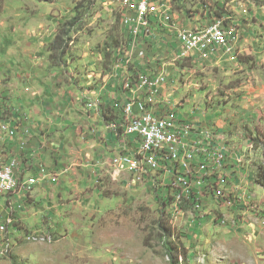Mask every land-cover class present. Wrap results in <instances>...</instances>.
Wrapping results in <instances>:
<instances>
[{
  "label": "rangeland",
  "instance_id": "374dc122",
  "mask_svg": "<svg viewBox=\"0 0 264 264\" xmlns=\"http://www.w3.org/2000/svg\"><path fill=\"white\" fill-rule=\"evenodd\" d=\"M170 2L171 8L164 10L183 13L182 23L195 25L197 14L218 11L226 25L234 22L242 34L238 49L230 42L228 55L216 58L195 52L175 60L172 50L167 54V46L158 45L176 41L166 28H153L154 38L144 42L150 44L152 63L167 64L161 70L166 82L159 94L170 81L163 97H171L173 108L203 123L207 131H221L229 165L235 161L239 167L229 174L228 188L220 185L225 198L219 193L217 204L209 191L200 208L185 200L175 212L169 201H162V188L144 182L130 186L131 180L121 179H133V172H117L114 159L112 174L106 172L78 194L79 204L64 210L55 225L46 221L42 227L8 231L0 218V264H174L171 252H178V264H264V187L257 182L264 168V0L230 5L234 19L228 17L234 12L225 10L224 0ZM134 3L137 0H0V69L7 70L2 63L6 61L10 68L4 75L19 68L28 71L31 60L34 71L54 74L57 85L72 98L103 101L116 83L123 95V84L147 76L138 74L148 72L143 67L151 69L146 52L125 55L131 44L143 40L134 41L126 26ZM60 31L69 32L66 47L54 52ZM8 44L17 55L6 54ZM37 233V239L27 238Z\"/></svg>",
  "mask_w": 264,
  "mask_h": 264
},
{
  "label": "crops",
  "instance_id": "0c3cea01",
  "mask_svg": "<svg viewBox=\"0 0 264 264\" xmlns=\"http://www.w3.org/2000/svg\"><path fill=\"white\" fill-rule=\"evenodd\" d=\"M163 1L156 0L153 3L151 18H154V12L163 11L165 7L168 10L171 8L170 0ZM224 1L226 2L225 6L223 5L224 8L226 7L225 10L234 12L228 13V17L233 19L237 17L235 8L230 5L240 0ZM134 6L135 3L131 4L130 9ZM129 12L131 18L135 17L136 10H132V14L131 10ZM167 15L172 21L169 24L163 23V26H167L166 32L173 34L172 39L176 40L175 35L178 31L201 28L212 20L215 13L211 12L209 15L208 11H205L204 15L202 12L197 14L194 17L200 19L195 25L182 23L183 13L174 15L172 9L171 14L167 13ZM155 26L160 28L157 23ZM241 35L240 33L237 43L231 42L234 50L240 47ZM168 37L171 38L170 35ZM162 43L167 46V54L171 50L173 53V48L177 44V42L162 40L158 44L160 48L164 46ZM15 46L17 47V44ZM8 48H5L6 54L17 55V52L12 51V44H8ZM184 53L186 50L176 51L172 55L175 59ZM196 53L197 56L200 55V52ZM224 53L225 50H220L217 55ZM189 54H195V52ZM145 57L151 69L159 70L158 73L163 72L161 69L167 66L165 63H161L160 66H157L159 63H152L149 60V52H146ZM28 61L30 64L28 71L19 68L18 71L13 70L12 74L4 75L10 68L6 66V61L2 63L7 70L0 69V105L4 107L1 118L17 131L15 138L6 141V156H9L7 158L18 157L24 161L20 175L21 182H34L35 179H39L34 187L27 190V193L26 191L18 192L2 199L0 218L2 226L6 229V219L10 217L12 218L11 227L17 230L42 227L46 221L50 223L49 226L55 225L56 218L60 217L64 210L79 204L76 200L78 194L84 193L106 172L112 174L111 162L124 148L121 137L118 138L110 129V121L104 119L102 105H94V109L89 108L88 98L76 99L68 96L69 93L57 85L54 74L48 77L44 75L45 72L34 71L32 69L34 64L31 60ZM151 69L144 67V70L148 72ZM15 72L19 73L15 74ZM138 74H147V72ZM169 83L164 85L161 88V94L158 93V96L155 95L153 99L170 97H163V92ZM124 87L125 84H123V96H126ZM171 103L176 107L172 100ZM234 162H232L233 165ZM229 166H227L228 177L239 168L232 169ZM127 176V178L122 176L121 179L128 181L130 176ZM237 188L239 187L236 186L235 189Z\"/></svg>",
  "mask_w": 264,
  "mask_h": 264
},
{
  "label": "built area",
  "instance_id": "2783aa9c",
  "mask_svg": "<svg viewBox=\"0 0 264 264\" xmlns=\"http://www.w3.org/2000/svg\"><path fill=\"white\" fill-rule=\"evenodd\" d=\"M153 2L156 0H141L131 9V14L132 10H139V17H136V24L126 25L129 35L134 41L139 38L143 40L137 45L131 44V47L127 48L126 57L130 56L131 52H151L150 44L144 42L154 38L153 28H158L155 23L159 24L160 28L167 29V26H163V23L167 24L170 19L166 9L154 12V18H146V9L151 8ZM238 28L234 22L229 25L219 24V16H215L207 23L206 33L185 34L181 30L178 31L173 53L200 49V56L205 58L226 56L228 48L225 55H216V45L220 41H228V46L230 42H237L240 37ZM151 58L152 55L150 60ZM158 71L151 69L147 72V80L136 82L130 95L136 96V103H129V96L120 94V83L114 85L118 89L117 96L109 92V97L121 99L115 104L116 112H119L116 114L118 118L109 123L112 132L118 138L121 137L124 145L123 151L114 158L117 165H127L128 171L133 172V179H129L130 186L150 183L156 188L159 187L158 189L162 188L165 195L169 194L170 197L195 193L194 205H200L201 199H198V192L195 191V181L203 180L207 194L209 191L212 194L215 181L209 180V167L224 166V173H219L218 178H225L230 163V151L224 145L223 135L219 131H207L200 121L184 118L177 108L172 107L171 97L150 99V91H157V85L166 81L158 79ZM87 105L94 109V105L103 106V103L100 100L89 101ZM2 109L0 108V112ZM7 124L10 130V124ZM13 133L17 131L10 130V137H5V141L13 139ZM216 145H223V154H216ZM134 149H141V159L133 158ZM7 157L9 156L1 152L0 193L11 195L34 187L39 179L34 182L20 181L24 161L18 157ZM6 160H15V167H6ZM166 200L168 201L167 198ZM11 220V217L6 219L8 231H19L11 230ZM37 236L39 237L38 233ZM11 239L9 238V242Z\"/></svg>",
  "mask_w": 264,
  "mask_h": 264
},
{
  "label": "bare ground",
  "instance_id": "6f19581e",
  "mask_svg": "<svg viewBox=\"0 0 264 264\" xmlns=\"http://www.w3.org/2000/svg\"><path fill=\"white\" fill-rule=\"evenodd\" d=\"M140 1L141 0H139V2ZM151 8H152V5H151ZM151 8H147L146 9V18H151V16H150L151 15ZM136 17H139V10H136L135 17L130 18V20H128L127 23L130 22L131 24H136ZM219 24L226 25V22H225V20L223 18H219ZM206 31H207V24L205 26H202L201 28L183 30L182 32L185 33V34H196V33H206ZM227 48H228V52H230L232 50V47H231L230 43H229V46H228V41H220L219 44L216 45V55L218 54V52L220 50H225L226 51ZM190 52H200V49L186 50V53H184V55L188 54ZM140 55L143 56V52H141ZM158 79L159 80H166L165 74L163 72L158 73ZM141 80H147V77H142ZM163 84L157 85V91H150V99H153V97L159 93V88ZM135 85H136V82L132 83V84L131 83L125 84L124 94L126 96L132 97L131 99H129V103H136V96H130L131 95V90L134 88ZM10 130H16V129L14 127L10 126ZM10 130H9L7 122L6 121H2L0 119V163H1V152H4V155L6 156V141H5V137H10ZM16 136H17V133H13V138H15ZM216 154H223V148H221V147L217 148L216 147ZM133 158L134 159H141L142 158L141 149H134L133 150ZM237 162L241 163V159L237 158ZM6 167H15V160L6 161ZM236 167H238V166L233 165L232 169H234ZM116 170H117V172H119L121 174L123 172L128 171V166L127 165H118ZM219 173H224V166L210 165V167H209V180L210 181H215L214 187H213V194L214 195H212V196L218 202V203L215 202L217 204H219V198H220V197L218 198V194L221 193L220 191L222 190V188L220 189V185H222L223 188L224 187L228 188L227 185H229V181H230V179H229V177L227 175L228 172H226L225 178H218V174ZM230 183H232V182L230 181ZM28 189L29 188H25L24 192L26 191V193H27ZM195 191L198 192V199H203L205 197L203 195L207 194V187H203V180H196L195 181ZM6 196H8L7 193H0V203H1L2 199L4 197H6ZM222 196H223V198H225L226 194L224 192H222L221 193V197ZM185 200H192L193 201L192 203L194 204L195 193H187L186 195L171 197L170 202H169L170 203L169 206L170 205L173 206L174 207V211L176 212L181 207L182 202L185 201ZM194 206L196 208H198V207L200 208L201 205H194ZM27 238L28 239H37L38 236L37 235H30V236H27Z\"/></svg>",
  "mask_w": 264,
  "mask_h": 264
},
{
  "label": "trees",
  "instance_id": "16d2710c",
  "mask_svg": "<svg viewBox=\"0 0 264 264\" xmlns=\"http://www.w3.org/2000/svg\"><path fill=\"white\" fill-rule=\"evenodd\" d=\"M220 9V7H219ZM223 9L221 8L220 11H222ZM222 12L221 13H218V11H215V16H219V18H223L222 17ZM71 24H73L72 22L70 23L69 26H71ZM71 29V27H70ZM69 35V32H59V34L57 35L55 41L53 42V50L54 52H57V51H60L62 49H64L66 47V40H65V37ZM137 68H140L141 70V67H137ZM144 69V67H143ZM110 88H113V87H110ZM110 92H113L114 94L118 93V89L116 88H113ZM117 96V94H116ZM108 99H101L103 100L102 103H103V106H102V115L104 117V119L106 121H114L115 119L118 118V116L116 115L117 113L119 112H116V109H115V104H117L118 102L121 101V99L118 100V97L117 99H115L116 97H114V99H111L109 96L107 97ZM0 108H3L4 107L2 106V104L0 105ZM3 109L1 110V112H3ZM0 112V113H1ZM257 182L258 184H260L261 186L264 187V168H260L259 169V172H258V175H257ZM165 194V193H164ZM166 196V195H165ZM169 199L168 201L170 202V199L171 197L169 196V194H167L166 197H163L162 201L164 202V204L168 203V201L166 200ZM165 230H167V228H164ZM170 232V230H169ZM175 252L178 250L177 247H174L172 248ZM171 257L173 259V262L174 264H178V260H179V254L178 252L177 253H173L171 252Z\"/></svg>",
  "mask_w": 264,
  "mask_h": 264
}]
</instances>
